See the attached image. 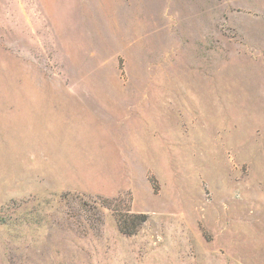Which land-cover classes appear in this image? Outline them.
Listing matches in <instances>:
<instances>
[{
  "label": "rangeland",
  "instance_id": "374dc122",
  "mask_svg": "<svg viewBox=\"0 0 264 264\" xmlns=\"http://www.w3.org/2000/svg\"><path fill=\"white\" fill-rule=\"evenodd\" d=\"M0 264H264V0H0Z\"/></svg>",
  "mask_w": 264,
  "mask_h": 264
},
{
  "label": "trees",
  "instance_id": "16d2710c",
  "mask_svg": "<svg viewBox=\"0 0 264 264\" xmlns=\"http://www.w3.org/2000/svg\"><path fill=\"white\" fill-rule=\"evenodd\" d=\"M146 220L143 213L128 214L123 217L120 213H116V222L118 229L126 234H132L136 231L137 227Z\"/></svg>",
  "mask_w": 264,
  "mask_h": 264
}]
</instances>
